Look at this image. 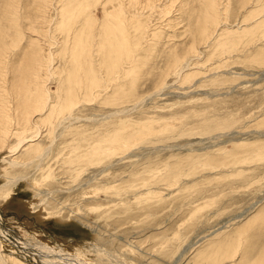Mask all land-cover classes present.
<instances>
[{"label": "rangeland", "instance_id": "rangeland-1", "mask_svg": "<svg viewBox=\"0 0 264 264\" xmlns=\"http://www.w3.org/2000/svg\"><path fill=\"white\" fill-rule=\"evenodd\" d=\"M262 10L264 0H0V82L7 118L14 123L16 117L14 84L25 86L27 99L45 85L55 108L45 124L44 116H35L27 134L39 128L33 141L47 149L44 161L36 162L24 147L12 156L23 166L4 174L9 181L24 179L13 187L11 199L0 203L4 227L16 233L19 246L63 248L75 264H107L109 255L113 263L126 264L263 259ZM105 13H112L109 29L118 36L107 49L114 60L109 67L101 64L99 48ZM81 44L82 63H77L72 53ZM88 71L100 83L96 99L86 91ZM34 73L41 79L34 81ZM66 95L78 101L73 118L66 120L82 128L75 142L55 124ZM67 117L69 112L59 119ZM52 124L55 134L48 133ZM123 129L131 139L124 153L96 158L92 166L72 161L86 154L87 142L100 132ZM80 139L85 150L71 155L70 145ZM16 142L0 144V158L10 156ZM149 175L160 202H140L138 181ZM41 192L51 194L40 204ZM0 246L4 259L13 253L28 260L1 235Z\"/></svg>", "mask_w": 264, "mask_h": 264}, {"label": "bare ground", "instance_id": "bare-ground-1", "mask_svg": "<svg viewBox=\"0 0 264 264\" xmlns=\"http://www.w3.org/2000/svg\"><path fill=\"white\" fill-rule=\"evenodd\" d=\"M224 2V1H223ZM155 4V2H154ZM151 5V4H150ZM253 9V8H252ZM259 9V8H258ZM157 10V8H156ZM115 11V10H114ZM261 11V10H260ZM264 11V10H262ZM117 12V11H116ZM221 12V11H220ZM216 13V12H215ZM259 13V12H258ZM112 13H105L104 15L107 17V20L105 22V24H103L101 26V29H106V31L102 32V34H100V50H101V54L103 55V60L101 62L102 65L106 66V67H109L113 62L114 60H112L109 55H107V49L109 47H111V45H114L117 40H118V36L116 33H114L113 31H110L109 27H110V23H109V19L111 16ZM217 14V13H216ZM215 14V15H216ZM262 14V13H261ZM256 15V14H255ZM263 15V14H262ZM212 17V16H211ZM251 17V16H250ZM214 18V16H213ZM216 18V17H215ZM219 18V17H218ZM222 18V16H221ZM255 18V17H254ZM261 18V17H260ZM223 19V18H222ZM221 19V21H222ZM226 19V17H225ZM250 19V18H249ZM259 19V18H258ZM257 19V20H258ZM262 19V18H261ZM224 21V20H223ZM256 21V19H255ZM254 21V22H255ZM88 22V21H87ZM116 22V20H115ZM207 22V21H206ZM211 23V21L209 20L208 23ZM248 22V21H247ZM215 23V22H213ZM252 23V22H251ZM256 23V22H255ZM262 24V23H261ZM208 25V24H207ZM215 25V24H214ZM196 26V25H195ZM194 26V30H197V28L199 29V26L196 28ZM190 27V26H189ZM202 27L204 28V26L202 25ZM207 27V26H206ZM213 27V25H212ZM211 27V28H212ZM247 28V26H245ZM203 30V29H202ZM206 30V29H205ZM212 31V30H211ZM217 31V30H216ZM223 31V30H222ZM147 32V30H146ZM196 32V31H195ZM245 32V31H244ZM187 33H190V32H187ZM197 35L199 34H203V31L201 32H196ZM212 33V32H211ZM222 33V32H221ZM233 33V32H232ZM201 34V35H202ZM214 34V33H213ZM224 35V34H223ZM222 35V37H224ZM229 35H230V31H229ZM218 35H216L215 37H217ZM245 36V35H244ZM98 37V36H97ZM198 37V36H197ZM207 37V35H206ZM214 37V38H215ZM221 37V38H222ZM226 37V36H225ZM237 37V36H235ZM96 38V37H95ZM199 38V37H198ZM208 38V37H207ZM213 38V37H212ZM219 38V36H218ZM217 38V39H218ZM240 38V37H239ZM237 38V39H239ZM201 39V38H200ZM216 39V40H217ZM229 39V37H228ZM227 39V40H228ZM225 40V39H224ZM236 40V39H235ZM241 40V39H240ZM213 41V40H212ZM234 41V40H233ZM237 41V40H236ZM209 42V41H208ZM216 42V41H215ZM222 42V40H221ZM152 43V42H151ZM202 43V42H201ZM203 44V43H202ZM206 44V43H205ZM219 44V42H218ZM217 45V44H216ZM124 46V44H123ZM199 46V45H198ZM201 46V45H200ZM214 46V44L212 45V47ZM218 46V45H217ZM215 46V48L217 47ZM118 47H121L119 50L122 49V44ZM193 47V46H191ZM195 47V46H194ZM209 47V46H208ZM221 47V46H220ZM124 48V47H123ZM202 48V46H201ZM214 48V49H215ZM196 49V48H195ZM227 49V48H226ZM194 50V49H193ZM230 50V49H229ZM188 51V50H187ZM83 52H84V48H83V44L80 45V49H78V46L76 48H74V51L72 53V57H73V60L77 63H82L81 62V59H82V55H83ZM195 52V51H194ZM197 52V51H196ZM227 52V51H225ZM191 53V52H190ZM223 56V55H222ZM0 58H3V51L1 53V56ZM221 58V57H220ZM146 59V58H145ZM7 60V59H6ZM3 62V61H1ZM0 62V65L3 64ZM190 63V62H189ZM52 64V63H51ZM187 65V64H186ZM3 66V65H2ZM19 66V65H18ZM52 66V65H51ZM186 68L188 66H185ZM1 68V66H0ZM16 70L14 72V74L16 73V76H17V67H15ZM184 68V67H183ZM196 69V68H194ZM23 70V69H22ZM193 70V69H192ZM46 71V70H45ZM50 72V71H49ZM125 72V71H124ZM48 73V72H47ZM130 73V72H129ZM171 73V72H170ZM169 73V74H170ZM3 74V73H2ZM35 74V73H34ZM39 73L35 74L36 76H32L33 80L36 81L37 80V77H39L38 75ZM168 74V75H169ZM49 75V73H48ZM51 75V74H50ZM87 83H89V86L91 87V89H89V86H86V91L89 93L90 96H93L94 99H96L97 97H99V91H98V88H99V84L98 81L94 78L93 79V73L92 71H88L87 72ZM46 76V75H45ZM167 76V75H166ZM2 78V77H1ZM50 78V77H49ZM92 78V79H91ZM3 79V78H2ZM41 79V78H40ZM1 81V79H0ZM46 81H47V78H46ZM69 81V80H68ZM2 82V81H1ZM0 82V144H3V143H6V142H9L10 138H16V144H14L10 150V156H7V153H6V156H2L0 158V203L2 202H8L10 199H11V192L13 187L16 186L18 183H20V181H22V178H16L12 181H9L8 177L5 176L4 174L7 173L8 171H10L11 169H14V168H17V167H22L23 164H20L19 162L16 161L17 158H13L14 157V153L17 154V152L19 150L22 151V149L25 147L26 150L30 151V153H33V156H34V160L38 163H42L45 159V156L47 154V149L46 150H43L40 145H37L36 142L33 141V138L37 135L40 134V131H39V128L37 130H35L34 132H32L31 136L27 137V134L28 132L32 131V127H33V123H32V127H31V122H32V119L35 117V116H44L45 118L43 119V122L45 124V122H47V120L49 119V116L51 117L55 108L53 107H50V103H49V98L47 99V94H48V91L47 89L45 88V85L43 86H40V88H36L37 90L35 91V93L33 92V94L30 95L29 99L26 98V95H27V89L24 87H20L18 88L17 85H13L14 89V93H15V96H16V100H17V103H16V106H15V120H14V123H11L12 122V119L10 117V121L9 119L7 118V114L8 112L10 113V111L8 110V107L6 105V100L3 98V83ZM18 82V81H17ZM26 82V81H25ZM44 83H45V80H44ZM96 87V88H95ZM102 89V88H101ZM12 91V92H13ZM40 91V92H39ZM96 91H98V93H95ZM45 94V96H43V94ZM12 94V93H11ZM35 94V95H34ZM6 96V95H5ZM10 96V95H9ZM8 97V96H7ZM6 97V99H7ZM12 97V95H11ZM66 99L64 98V100L62 101V103H64V107L65 108L62 112H60L59 116H63L64 113H68L69 112V117H67L65 120H62L60 121V117L58 116L57 120H59L58 122L56 121V126H57V129L58 128H61L62 129V132L64 131L63 135H67V136H72V140L74 139H77L76 138V135H78L77 137L80 138L83 136V133H79L77 134L78 132L80 131H77L79 128L81 127H78V125L76 126L75 124H71L69 123L68 121L66 120H70L73 118L72 114L74 113L75 111V107L77 105V99L75 100H72V96L70 95H66L65 96ZM9 100V99H8ZM12 100V99H11ZM8 103V101H7ZM9 109H10V106H11V102L9 103ZM47 107L46 111H49V115L46 116L43 112L44 108ZM12 108V107H11ZM78 108V107H77ZM12 110V109H11ZM13 111V110H12ZM35 113H38V114H35ZM43 114V115H41ZM114 114V113H113ZM112 115V114H111ZM116 115V114H115ZM11 116V114H10ZM77 119V118H76ZM75 119V120H76ZM108 119V118H106ZM78 121V120H76ZM82 121V120H81ZM65 122V123H64ZM50 123V122H49ZM63 123V124H62ZM97 123V122H95ZM54 124V125H55ZM55 126V127H56ZM66 126V127H64ZM82 129V128H81ZM21 130V132L19 133V131ZM56 130V129H55ZM53 129V124H52V130H49L48 133H53L55 134V131ZM125 129L121 130V131H112L110 133H107L106 135H103V132H100L98 135L100 136L99 138H94L93 141H89L87 142V145L90 146L88 151L84 152V154H80L79 157H76L75 160H72V161H76V162H82L83 161H90V165L92 162H98V159L96 158H99V160H104L106 158H109L111 155H118V153H124L125 151H127L129 149V147L131 146V139L129 137H127V135H125ZM19 134H18V133ZM52 134V135H53ZM62 135V133L60 134ZM125 138V139H124ZM127 139V140H126ZM37 140V138H36ZM83 140V139H82ZM76 140H74L75 142ZM78 143H74L75 145L71 144L70 145V148L72 147V150H70V154L71 155H75L77 153H80L82 148L84 149V145H82V147L80 148V146L78 144H83L81 143V139L80 140H77ZM84 141V140H83ZM36 143V144H35ZM86 147V146H85ZM85 150V149H84ZM83 153V152H82ZM5 154V153H4ZM29 154V153H28ZM59 154V153H58ZM69 154V155H70ZM78 155V154H77ZM13 156V157H12ZM68 156V155H67ZM120 156V155H119ZM12 157V158H11ZM69 157V156H68ZM121 157V156H120ZM128 157V156H127ZM71 158V156H70ZM74 158V157H73ZM72 159V158H71ZM71 161V160H70ZM66 163L69 164V162L67 161ZM74 163V162H73ZM72 163V164H73ZM28 164H31L30 162ZM71 164V163H70ZM78 164V163H77ZM94 164V163H93ZM5 165H8L7 167H4ZM27 165V164H26ZM32 165V164H31ZM64 165V164H63ZM67 165V164H66ZM40 166V164L36 166V168ZM68 166V165H67ZM78 166V165H77ZM92 166V165H91ZM70 167V166H69ZM75 167V166H74ZM79 167V166H78ZM84 167V166H83ZM86 167V166H85ZM26 168V167H25ZM35 168V170H36ZM21 169V168H20ZM49 170V168H47ZM70 169V168H68ZM72 169V168H71ZM39 170L41 171L42 175L45 174L46 176V173H44V169H40ZM38 171V170H37ZM48 175L50 174L47 170H45ZM52 171V170H51ZM69 171V170H68ZM77 171V170H76ZM35 172V171H34ZM53 172V171H52ZM51 172V173H52ZM71 173V170L69 171ZM75 172V171H74ZM79 172V171H78ZM77 172V173H78ZM76 174V173H75ZM99 174H102V171H100V173H98L97 175ZM4 175V176H3ZM51 175V174H50ZM64 175V174H63ZM44 176V177H45ZM60 176V175H59ZM161 176V175H160ZM159 176V177H160ZM40 177V176H39ZM55 177V176H54ZM53 177V178H54ZM159 177H157V180L159 179ZM11 178V177H10ZM42 178V177H41ZM40 178V184L41 182L43 183L44 181H42ZM52 178V179H53ZM44 179V178H43ZM48 179V178H47ZM153 179V176H150L149 177H146L145 178H140L139 179V185L138 186H141V188H143L144 186V191H140L139 189V192H140V197L143 198L144 200L143 201H140V202H144V201H155V202H160L162 200V195L159 191H156L155 189H152V185L153 184H150L149 182H154L152 181ZM11 180V179H10ZM37 180V179H36ZM45 180V179H44ZM155 180V179H154ZM5 181V182H4ZM24 181V179H23ZM22 181V182H23ZM39 181V180H38ZM46 181V180H45ZM50 181V180H49ZM148 181V182H147ZM35 182V181H34ZM156 182V181H155ZM36 183V182H35ZM34 183V184H35ZM149 183V184H148ZM30 184V183H29ZM33 184V182H32ZM89 184V183H88ZM39 186V184H36ZM35 185V186H36ZM31 186V185H29ZM34 186V187H35ZM116 187V186H114ZM94 188V187H93ZM159 188V190H162L160 189V186L157 187ZM111 189V187H110ZM143 190V189H142ZM135 191V190H133ZM134 193V192H133ZM137 193V192H136ZM50 192H41L39 193L37 196L39 197L38 199H40V204L43 202L44 198L46 199V197L50 196ZM84 194H88V193H84ZM135 194V193H134ZM85 195V196H86ZM145 196H151V198H146ZM93 197H94V194H93ZM146 198V199H145ZM36 202V201H35ZM1 204V205H2ZM40 204H37L35 205V207H39ZM146 204V203H145ZM143 207V206H142ZM40 209V208H39ZM42 209V208H41ZM56 213V212H55ZM38 218V217H37ZM55 218V217H54ZM16 234V233H15ZM14 233H11L9 230L6 229V227H4V222H2V215L0 214V235L3 237V240H7L10 241L11 243H14L16 246H18L19 248H22L20 251V249L18 248V250L20 251L18 254H21L23 253L24 255H26L25 258H27L28 260H25V263L24 261L18 259L13 253L11 254H7L5 256V259L3 257H1L0 255V264H75L73 258H71L70 254L69 253H64L66 252L63 248H58V251H55L53 250L52 248H49V247H46L45 245L39 243V244H36V245H31L29 243H25V244H21L19 246V239L17 238V236L15 235ZM25 239V238H24ZM24 241V240H23ZM19 243V244H18ZM18 244V245H17ZM1 247V246H0ZM26 247V249H25ZM95 247V246H94ZM23 248L26 250V253H24V250ZM93 249V248H92ZM137 250V249H136ZM100 252V250H98ZM85 252V251H84ZM93 252V250L91 251ZM90 253V252H89ZM107 253V252H106ZM86 255V253H84ZM97 255L99 253H96ZM22 255V254H21ZM87 255H88V252H87ZM93 255V254H92ZM112 255V254H111ZM94 256V255H93ZM235 256V255H234ZM23 257V256H22ZM96 257V256H95ZM99 257V256H98ZM218 257V256H217ZM217 257L216 260H217ZM113 257H111L109 255V258L107 259V264H126V263H113ZM116 258V257H115ZM98 258H96L97 260ZM118 259V258H117ZM234 259V258H233ZM77 260V259H76ZM82 261V260H81ZM80 261V262H81ZM120 261V260H119ZM79 262V261H78ZM256 262V261H255ZM254 264H261V263H264V258L263 259H260L258 260V263H255ZM242 263V261L240 262V264ZM83 264V263H82ZM235 264V263H234Z\"/></svg>", "mask_w": 264, "mask_h": 264}]
</instances>
